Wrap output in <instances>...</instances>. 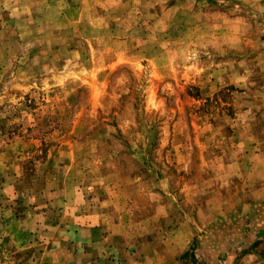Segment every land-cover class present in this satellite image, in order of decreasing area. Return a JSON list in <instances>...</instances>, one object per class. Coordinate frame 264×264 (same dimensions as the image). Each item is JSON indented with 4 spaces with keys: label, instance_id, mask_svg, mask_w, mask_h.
I'll use <instances>...</instances> for the list:
<instances>
[{
    "label": "rangeland",
    "instance_id": "obj_1",
    "mask_svg": "<svg viewBox=\"0 0 264 264\" xmlns=\"http://www.w3.org/2000/svg\"><path fill=\"white\" fill-rule=\"evenodd\" d=\"M260 215L264 0H0V264L214 258Z\"/></svg>",
    "mask_w": 264,
    "mask_h": 264
},
{
    "label": "crops",
    "instance_id": "obj_2",
    "mask_svg": "<svg viewBox=\"0 0 264 264\" xmlns=\"http://www.w3.org/2000/svg\"><path fill=\"white\" fill-rule=\"evenodd\" d=\"M250 219H254L257 225H254V228L250 227L247 238L243 237L242 242H236V244H240V247L229 248L226 251L224 249L221 255L214 258L201 255L199 259L194 251L187 254L188 248H185L180 253L172 254L170 259L162 258L159 253L155 252L143 253L140 258L143 263L140 264H264V215L257 218L252 216ZM89 226L93 227L91 224ZM84 242L89 244V240ZM153 261L154 263H152Z\"/></svg>",
    "mask_w": 264,
    "mask_h": 264
}]
</instances>
